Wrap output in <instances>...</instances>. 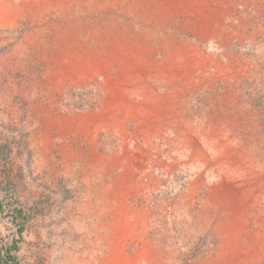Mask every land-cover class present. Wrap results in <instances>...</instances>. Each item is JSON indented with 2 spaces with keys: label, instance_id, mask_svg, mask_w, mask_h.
I'll use <instances>...</instances> for the list:
<instances>
[{
  "label": "rangeland",
  "instance_id": "rangeland-1",
  "mask_svg": "<svg viewBox=\"0 0 264 264\" xmlns=\"http://www.w3.org/2000/svg\"><path fill=\"white\" fill-rule=\"evenodd\" d=\"M0 200L22 264H264V0H0Z\"/></svg>",
  "mask_w": 264,
  "mask_h": 264
},
{
  "label": "crops",
  "instance_id": "crops-1",
  "mask_svg": "<svg viewBox=\"0 0 264 264\" xmlns=\"http://www.w3.org/2000/svg\"><path fill=\"white\" fill-rule=\"evenodd\" d=\"M147 82L143 95L132 97L130 94L123 101L122 107H115L122 109L121 120L124 127L130 126L131 131L137 130L142 133L141 136H136L137 139H133L131 142L159 141V136L163 135L165 129L170 125L171 116L177 115L179 111V108H176L177 104L172 102L170 95L166 97L161 95L154 82ZM116 121L120 122V119L117 118ZM108 125H115L114 118L108 119ZM234 219L238 220V216H235ZM233 225L238 224L233 223Z\"/></svg>",
  "mask_w": 264,
  "mask_h": 264
},
{
  "label": "trees",
  "instance_id": "trees-1",
  "mask_svg": "<svg viewBox=\"0 0 264 264\" xmlns=\"http://www.w3.org/2000/svg\"><path fill=\"white\" fill-rule=\"evenodd\" d=\"M33 210L16 206L12 201L0 200V220L6 226L5 236L0 238V264H22V237L34 215Z\"/></svg>",
  "mask_w": 264,
  "mask_h": 264
}]
</instances>
